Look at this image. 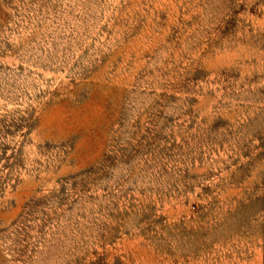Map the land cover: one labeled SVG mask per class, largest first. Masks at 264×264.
I'll list each match as a JSON object with an SVG mask.
<instances>
[{"label": "rangeland", "instance_id": "1", "mask_svg": "<svg viewBox=\"0 0 264 264\" xmlns=\"http://www.w3.org/2000/svg\"><path fill=\"white\" fill-rule=\"evenodd\" d=\"M0 264H264V0H0Z\"/></svg>", "mask_w": 264, "mask_h": 264}]
</instances>
